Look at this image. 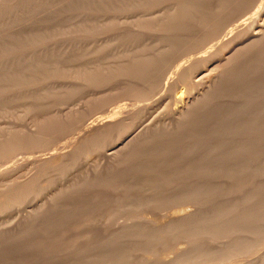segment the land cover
Masks as SVG:
<instances>
[{
	"label": "rangeland",
	"instance_id": "rangeland-1",
	"mask_svg": "<svg viewBox=\"0 0 264 264\" xmlns=\"http://www.w3.org/2000/svg\"><path fill=\"white\" fill-rule=\"evenodd\" d=\"M263 14L264 0H0V264H264V40L172 117L189 76Z\"/></svg>",
	"mask_w": 264,
	"mask_h": 264
},
{
	"label": "bare ground",
	"instance_id": "bare-ground-1",
	"mask_svg": "<svg viewBox=\"0 0 264 264\" xmlns=\"http://www.w3.org/2000/svg\"><path fill=\"white\" fill-rule=\"evenodd\" d=\"M175 1V0H174ZM184 1V0H183ZM181 2V1H180ZM174 4V3H173ZM175 5H176V3H175ZM174 5V6H175ZM180 5V4H179ZM176 7V6H175ZM180 7V6H179ZM219 7V6H218ZM185 8V7H184ZM183 7L181 8V9H184ZM200 8V7H199ZM174 10V9H173ZM173 10L171 9V11H172V13H175V12H173ZM175 10H177V7H176V9ZM187 10V9H186ZM180 11V10H179ZM230 11V10H229ZM181 12V11H180ZM179 12V13H180ZM172 13H171V15H172ZM162 15H164V13H161ZM168 14V16H170L169 14H170V12H168V13H166V15ZM215 14V13H214ZM156 15V14H155ZM154 15V16H155ZM175 15V14H174ZM187 15V14H186ZM158 16V15H157ZM159 17V16H158ZM166 17V16H165ZM164 17V18H165ZM179 17V16H178ZM163 18V19H164ZM168 18V19H167ZM166 19V21L167 22H169V17H167ZM171 18V17H170ZM173 18V17H172ZM176 18H177V16H176ZM176 18L174 19V20H176ZM161 19V18H160ZM178 19V18H177ZM181 19V18H180ZM189 19V18H188ZM154 20H155V17H154ZM157 20H159V19H157ZM162 20V19H161ZM171 20V19H170ZM176 21H178V20H176ZM183 21V20H182ZM153 23V22H152ZM164 23H165V19H164ZM177 23V22H176ZM183 23V22H182ZM231 23H232V21H231ZM230 23V24H231ZM154 24V23H153ZM171 23H169V25H170ZM180 24V23H179ZM178 24V25H179ZM166 26H167V24H165ZM175 25V24H174ZM177 25V24H176ZM253 26L249 29V32H248V34L247 35H245L244 37H242V38H240V40H237L236 42H234V43H231L230 45H228V46H226V47H224L223 48V50H221V53L219 54V55H217V57H214L215 59L214 60H216L215 61V63H213L214 65L211 67V68H208V70H207V72H204V73H202V74H199V72L198 73H196V74H193V76H189V82H190V85H189V87L188 88H192V89H194V91H189V93L188 92H185L186 90H183L182 88V90H179V92H177V94L175 95V98H174V104H175V106L173 107V120H174V123L175 124H177V123H180L181 121H183V120H185V118L186 117H188L189 116V114H192L194 111H195V109L198 107V105H199V101L200 100H202L203 98H205L206 97V95L208 94V93H206V92H208V90L212 87V86H214L213 84L215 83V79H216V77L219 75V70L221 69V68H223V67H225V66H228V64L230 65V64H232L233 65V63H235V60H236V58H237V55H241V54H239V51H240V53L243 51V49H245V51L247 50L246 48L249 46V47H251V46H253V45H255V44H259L261 41H263L264 40V14L263 15H260L259 16V18L258 19H256L255 20V22L252 24ZM152 26V25H151ZM165 26V27H166ZM184 26V25H183ZM220 26V25H219ZM153 27V26H152ZM167 28H169V27H167ZM173 28H174V26H173ZM179 28V27H178ZM228 28V27H227ZM171 30H172V27L170 28ZM171 30H170V32H171ZM177 30V29H176ZM181 30V29H180ZM226 30V29H225ZM180 33V32H179ZM224 33V32H223ZM164 34V33H163ZM161 36V35H160ZM163 36V35H162ZM177 36V35H176ZM176 36H175V38H176ZM166 38V37H165ZM207 39V38H206ZM159 40V39H158ZM157 40V41H158ZM170 40V39H169ZM174 41H175V39H174ZM172 42V41H171ZM230 43V42H229ZM263 42H261V44H262ZM264 44V43H263ZM153 45V44H152ZM167 45H169V44H167ZM166 45V46H167ZM172 45V44H171ZM174 46V45H173ZM258 46V45H257ZM173 48V47H172ZM192 48V47H191ZM255 48V47H254ZM261 49V48H260ZM139 50V49H138ZM249 50V49H248ZM251 50V49H250ZM142 51V50H141ZM181 51V50H180ZM139 52V51H138ZM178 52V51H177ZM152 53V52H151ZM163 53V52H162ZM250 53V52H249ZM248 53V54H249ZM134 54V53H133ZM154 54V53H153ZM184 54V53H183ZM183 54H182V56H183ZM244 54V53H243ZM127 55V54H126ZM135 55V54H134ZM150 56V55H149ZM211 56V55H210ZM147 57V56H146ZM151 57V56H150ZM185 57V56H184ZM125 58V57H124ZM130 58V57H129ZM171 58V57H170ZM120 59V58H119ZM148 59V58H147ZM239 59H240V57H239ZM123 60V59H122ZM133 60H135V59H133ZM138 60V59H137ZM241 60V59H240ZM117 61V60H116ZM125 61V60H124ZM131 61V60H130ZM139 61V60H138ZM140 61H141V59H140ZM143 61V60H142ZM136 62V61H135ZM174 62V61H173ZM256 62V61H255ZM120 63H121V61H120ZM131 64V63H130ZM166 64V63H165ZM188 64V63H187ZM148 66V65H147ZM160 66V65H159ZM239 66V65H238ZM140 67V66H139ZM185 67V66H184ZM230 67V66H229ZM228 67V68H229ZM255 67V66H254ZM123 68V67H122ZM130 68V67H129ZM128 68V69H129ZM137 68V67H136ZM119 69H121V68H119ZM225 69V68H224ZM137 70V69H136ZM189 70V69H188ZM124 72V71H123ZM141 72V71H140ZM164 72V71H163ZM151 73V72H150ZM182 73H184V71L182 72ZM89 74V73H88ZM91 74V73H90ZM97 74H98V72H97ZM128 74V73H127ZM146 74V73H145ZM186 74V73H185ZM184 74V75H185ZM223 74V73H222ZM126 75V74H125ZM131 75V74H130ZM154 75V74H153ZM187 75V74H186ZM189 75V74H188ZM188 75L187 76H184V78L186 77L187 78V80H188ZM190 75H191V73H190ZM197 75H199L197 78H196V76ZM159 76V75H158ZM180 77V76H179ZM219 77H220V75H219ZM223 77V76H222ZM225 77V76H224ZM149 78H150V76H149ZM183 78V77H182ZM148 79V78H147ZM182 79H180V81H181ZM184 80H186V79H184ZM140 81V80H139ZM218 82H219V80H218ZM178 83V82H177ZM180 83V82H179ZM178 83V84H179ZM182 84V83H181ZM176 88H177V86H175ZM186 89V88H185ZM222 89V88H221ZM143 90V89H142ZM176 90V89H175ZM174 90V91H175ZM131 91V90H130ZM136 91V90H135ZM139 92V91H138ZM176 92V91H175ZM134 93V92H133ZM137 93V92H136ZM142 96V95H141ZM147 96V95H146ZM213 96V95H212ZM204 100V99H203ZM202 105V104H201ZM205 106V105H204ZM117 112V111H116ZM57 118V117H56ZM50 120V119H49ZM171 120V119H170ZM173 120H171V121H173ZM40 121V120H39ZM35 122V121H34ZM37 123V122H36ZM40 124H41V122H39ZM157 123H158V121H157ZM167 123V122H166ZM53 124V123H52ZM149 124V123H148ZM34 125V123L32 124V126ZM36 125L37 124H35L34 125V127L35 128H31V130H30V132H28V131H26V135L27 134H33V136L34 135H36V136H38V135H40L41 133H43L42 132V128H43V126H41V125H39V127L41 126V131L36 127ZM67 125V124H66ZM156 123H155V121H153L152 123H150L149 125H147L146 124V127H144L143 129H141L139 132H134V130H131V126L129 127V129L127 128V130L126 131H124V135L120 138V146L118 147V148H114L113 150H111V151H109L108 152V154L109 155H112V154H114V157H115V153L118 155L119 154V152L120 151H122L123 150V148H124V146H126V144L127 145H129V143L131 142H134L135 141V139H138V137H140V136H145V135H149V131H151V130H153L156 126ZM158 126V125H157ZM169 126V125H168ZM51 129V128H50ZM171 129H173V128H171ZM44 130V129H43ZM157 131V130H156ZM159 131V130H158ZM168 131H171V130H168ZM46 132V131H45ZM25 133V132H24ZM46 135V134H45ZM23 136V135H22ZM43 135H41V137H42ZM9 137V136H8ZM28 138H29V135H28V137H27V140H28ZM25 139V138H24ZM24 139H22V140H24ZM34 139V138H33ZM36 140V139H35ZM25 141V140H24ZM47 141V140H46ZM27 142V141H26ZM35 142V141H34ZM83 142V141H82ZM129 142V143H128ZM141 142V141H140ZM36 144H37V142H36ZM46 144V143H45ZM74 144V143H73ZM39 145V144H38ZM47 146H48V144H47ZM117 146V145H116ZM115 146V147H116ZM13 147V146H12ZM70 147H72V146H70ZM129 147V146H128ZM10 148V147H9ZM45 148V147H44ZM13 149V148H12ZM35 149V148H34ZM49 149V148H48ZM68 149V148H67ZM66 149V150H67ZM73 149V148H72ZM79 150H81V149H79ZM47 151V150H46ZM82 152V151H81ZM118 152V153H117ZM38 153V152H37ZM45 153V152H44ZM50 153H52V152H50ZM61 153V152H60ZM72 153V152H71ZM46 154V153H45ZM45 154H43L44 155V157L45 156H47V154L45 155ZM65 154V153H64ZM41 155V154H40ZM52 155H53V153H52ZM58 155H59V153H58ZM49 154H48V157H46V158H49ZM54 156V155H53ZM60 156V155H59ZM125 156V155H124ZM38 157H39V154H38ZM37 157V158H38ZM43 157V156H42ZM43 157V160L45 159ZM65 157V156H64ZM56 158V157H55ZM54 158V159H55ZM108 158H110V157H108ZM39 159V158H38ZM37 159V163H36V166H35V168H37V170L38 169H42V168H40L41 166L43 167V164H44V162H43V160L42 159H39L38 160ZM50 160L52 159V156L49 158ZM49 159L47 160L46 159V162L45 163H47L48 161H49ZM116 159V158H115ZM97 160V159H96ZM42 161V162H41ZM95 161V160H94ZM51 164V163H50ZM30 165H33V163L32 162H30ZM45 165V164H44ZM29 169V168H28ZM30 169H31V167H30ZM93 171H94V169H93ZM38 172H39V170H38ZM88 173H89V171H87ZM42 173V172H41ZM37 175V172L35 171L34 172V174H31L30 176H28V174H27V176L28 177H26V178H22V181H20V183L19 184H14L13 182H11L12 184H14V186L15 185H20V189L21 190H24V191H27V188H29L30 189V187H32V185H33V183H36L35 181H36V178L38 177V176H36ZM10 179V178H9ZM17 179V178H16ZM8 181V180H7ZM14 181V180H13ZM18 181V182H19ZM5 182V181H4ZM16 183V182H15ZM7 184V183H6ZM5 185V184H4ZM9 185V184H8ZM13 186V185H12ZM10 187V186H9ZM16 188H17V186H15ZM19 187V186H18ZM11 188V187H10ZM64 188V187H63ZM4 189H6V187L4 188ZM12 189H15V188H12ZM11 189V190H12ZM19 189V190H20ZM29 189H28V191H29ZM10 190V189H9ZM10 190V191H11ZM18 190V189H17ZM16 190V191H17ZM62 190V189H61ZM67 190V189H66ZM10 191H8V192H10ZM67 192V191H66ZM1 193H3L2 192V189H1ZM5 193V192H4ZM3 193V194H4ZM11 193V192H10ZM12 193H13V190H12ZM21 193H22V191H21ZM53 193V192H52ZM59 193V192H58ZM8 194V193H7ZM14 194H16L15 192H14ZM24 194V193H23ZM26 194V193H25ZM29 194H30V192H29ZM57 194V193H56ZM55 194V195H56ZM11 195V194H10ZM19 195H21V194H19ZM22 196V195H21ZM10 197V196H9ZM7 198V197H6ZM14 199V198H13ZM20 200V199H19ZM23 200V199H22ZM58 200V199H57ZM49 202V201H48ZM44 203V202H43ZM51 203V202H50ZM5 205V204H4ZM41 207V206H40ZM36 208V207H35ZM38 210V209H37ZM36 210V211H37ZM42 213V212H41ZM33 214H34V211H33ZM33 214H32V216H33ZM29 215V214H28ZM27 215V216H28ZM34 215H36V214H34ZM30 216V215H29ZM35 217V216H34ZM31 218V217H30ZM28 220H29V218H28ZM23 224V223H22ZM17 227V226H16Z\"/></svg>",
	"mask_w": 264,
	"mask_h": 264
}]
</instances>
